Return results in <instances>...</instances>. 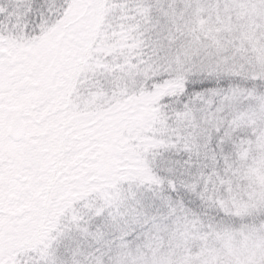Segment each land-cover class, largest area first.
I'll use <instances>...</instances> for the list:
<instances>
[{
    "label": "snow or ice",
    "instance_id": "1",
    "mask_svg": "<svg viewBox=\"0 0 264 264\" xmlns=\"http://www.w3.org/2000/svg\"><path fill=\"white\" fill-rule=\"evenodd\" d=\"M0 264H264V0H0Z\"/></svg>",
    "mask_w": 264,
    "mask_h": 264
}]
</instances>
